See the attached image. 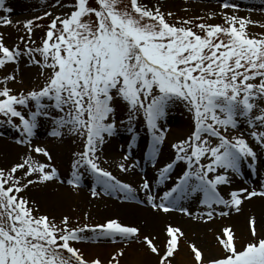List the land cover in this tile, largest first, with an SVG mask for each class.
<instances>
[{
  "label": "rangeland",
  "instance_id": "374dc122",
  "mask_svg": "<svg viewBox=\"0 0 264 264\" xmlns=\"http://www.w3.org/2000/svg\"><path fill=\"white\" fill-rule=\"evenodd\" d=\"M189 1L0 0V128L7 125L16 131L20 127L15 116L10 121L2 119L3 108L11 106L12 94L53 89L63 78L61 100L75 102V107L69 104L70 113L53 115L41 110L31 115L32 126L46 123V141L30 143L40 147L0 168V212L23 208L25 215L16 214L12 219L18 218L25 235L50 242L55 251L28 244L19 246L14 255V241L0 228V264H147L139 259L140 254L154 255L156 251L154 264H219L237 255L240 259L236 264H263L264 229L258 230L250 218L236 226L231 216L241 212L233 210L232 199L217 206L202 201L201 206L190 208L192 213L182 214L185 220L174 219L146 231L114 210H105L109 198L94 192L99 190L95 188L99 181L104 182L102 190L108 191L114 186L109 178L124 179L135 158L147 168L166 142L173 144L166 145L172 153L169 159L185 169H198L201 163L206 165L224 153L228 161L236 152L253 161L264 154V19L234 18L217 8H196ZM246 2L248 8L264 11L257 10L264 9V0ZM36 20L52 24L34 26ZM186 21L191 26L195 23L202 34L178 27ZM115 28L121 32L113 31ZM44 30L59 36L47 39L42 48L36 44ZM148 35L153 38L148 39ZM105 39L113 49L108 52L121 63L106 62L110 56L102 58L105 66L111 65L104 77L120 80L124 90L119 95V88L107 87L112 98L87 120V107L79 102H96L97 106V96L104 87L102 84L97 96L90 98L85 84L80 88L81 76L89 75L98 65L93 55ZM136 40L148 48L153 64L129 55L136 54ZM56 47L58 53L54 52ZM157 47H177L182 52L161 51L165 59H160ZM116 48L119 53H114ZM66 55H79L80 59L72 62L70 69L65 64H52L55 58L63 62ZM163 63L173 69H160ZM176 69L199 81L187 87ZM243 97H247V108ZM182 122L188 123V128L171 141L172 129H181ZM109 123L118 129H108ZM14 136L19 139L18 133ZM108 140L115 142L114 158L106 148ZM90 177L95 190L79 184L82 178ZM47 181L52 184L45 185ZM61 186L67 187L69 200L60 209L46 204L44 194L31 195L34 188L51 196ZM5 218V224L13 221Z\"/></svg>",
  "mask_w": 264,
  "mask_h": 264
},
{
  "label": "bare ground",
  "instance_id": "6f19581e",
  "mask_svg": "<svg viewBox=\"0 0 264 264\" xmlns=\"http://www.w3.org/2000/svg\"><path fill=\"white\" fill-rule=\"evenodd\" d=\"M242 1L243 0H190L189 2L192 3L194 7H199L206 11H215L217 8L218 11H221L223 13L227 12L234 18L244 17L245 19H264V11L256 12V9L252 10L251 8H248L249 5H247L246 1ZM27 73L28 72L25 71V76L27 75ZM180 125H182V127H180L181 129H172L170 138L171 141L177 138L184 130L186 131V129L188 128V123L186 122H182L180 123ZM107 142L110 143L106 148L107 150H109V152H113L111 153V155L114 158L115 152L113 151V148L115 142L114 140H108ZM167 144L173 145L172 143L166 142L162 151L157 156L156 170L159 173L156 170L155 172L145 170L143 175H138V167H136L135 165L128 166L124 176L131 179L127 180L128 182L126 184L128 186L132 184L133 186L131 188L127 186L126 192L123 193L126 201L117 203V201L108 199V204H106L105 210L106 208L107 210H114L116 215L120 217L124 216L125 219H128L129 221L135 223L133 226H138L137 228H141L146 231H151L153 229L157 230V228H155L156 226L159 228L161 227L160 225L164 223L169 224L170 221L174 219L185 220L183 218L184 216H182L181 213L175 212L173 210L162 211L160 207H154L160 206V202H155L156 200L160 201L168 199V197L171 198V194L169 193V191L167 192V190L171 188V185L163 187L160 183L157 182L159 177H163L164 175L168 174V179L172 181L180 177L179 170L181 169H179L178 166H175L172 163V160L169 159V156L172 155V153L170 148H166ZM51 146L54 147L55 145L51 144ZM25 153L26 151L24 150V148L17 146L16 144L7 141L4 138H0V168H3L7 164L12 163L15 160H19L20 157H22L21 154ZM261 172H264V170H262ZM243 173H245L243 169L237 170L235 168H232L230 173H228L229 185L233 186V189L243 190L241 194H237L234 197V199H236V204L234 205V207L241 213L232 215L231 219L236 226H241L244 219L250 218L257 229L262 230L264 229V196H255L254 194L255 190L260 189V187L263 188V186H261V177L255 180L253 177L246 176ZM50 184H52V181H47L45 183V185ZM146 184H149V186H147ZM142 186L145 188L144 194L142 193ZM55 190L57 191L55 192L56 194L48 196V192L46 190H34V188H32L31 195L34 197L39 196V194H44L45 196H47L46 198H44L45 202L47 201L46 204L50 203L49 205H51L53 203L51 206L55 205L56 207H58V209L63 208V206H65V203L69 200V193L67 191L68 189L65 186H61L59 189L56 188ZM148 195L154 196V199L151 200ZM128 200H139L141 204H136L135 201H130L127 203ZM198 226L202 225L198 224ZM156 233H160V231H157ZM130 248L132 249L133 247ZM156 253L157 251L154 255L140 254L139 259L144 263L146 262L147 264H154L156 259H158L156 257ZM135 254L139 255V253L137 252Z\"/></svg>",
  "mask_w": 264,
  "mask_h": 264
}]
</instances>
